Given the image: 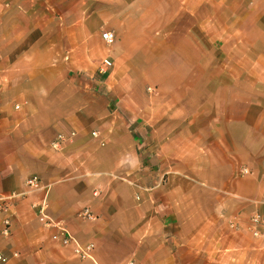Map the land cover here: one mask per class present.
<instances>
[{
    "label": "crops",
    "instance_id": "crops-1",
    "mask_svg": "<svg viewBox=\"0 0 264 264\" xmlns=\"http://www.w3.org/2000/svg\"><path fill=\"white\" fill-rule=\"evenodd\" d=\"M207 2L218 3L149 0L145 17L135 0H0V199L8 205L0 252L7 264H264V240L248 229L249 216L264 213V78L206 76L216 69L206 62L216 50L205 41ZM104 32L134 45L152 33L151 49L180 57L155 67L165 75L156 83L161 91L181 93L151 95L148 118L134 127L93 130L82 121L88 114L80 101L100 103L104 115L105 95L64 103V75L100 68ZM171 70L177 74L168 76ZM71 131L72 140L52 147ZM33 175L42 189L28 190ZM44 199L52 219L81 245H94L93 258L52 239L55 230L39 217ZM86 210L92 217L82 216Z\"/></svg>",
    "mask_w": 264,
    "mask_h": 264
},
{
    "label": "rangeland",
    "instance_id": "rangeland-1",
    "mask_svg": "<svg viewBox=\"0 0 264 264\" xmlns=\"http://www.w3.org/2000/svg\"><path fill=\"white\" fill-rule=\"evenodd\" d=\"M135 1L138 5L141 3L143 14L148 17L149 0ZM212 1L218 3L214 5L207 2L201 10L209 34L205 41L216 49L213 53H207L206 62L213 64L216 69L207 71L206 76L264 78V21L261 20L264 16V0H237L238 4L234 5L229 4L232 0ZM165 35L166 33H158L157 37L164 39ZM138 42L140 43L137 44ZM152 44H156L152 33H142L136 45L133 44V39L115 33V40L112 44H106L108 52L102 59L103 62L105 58H109L112 62L105 73L98 68L93 74L84 76L81 75L83 72H79L77 76L74 72L64 75V78L69 79L66 80L68 83L64 89L68 101L64 103L71 106L75 103V98L90 100L92 96H107L110 105L104 115L100 114V103L97 107H92L91 102L80 99L78 107L82 109L83 106L88 114L82 121L88 123L93 130L104 131L107 126L115 124L134 127L138 120L145 121L150 112L151 95L163 93L162 95L176 96L181 93V87L174 86L164 87V91H161L156 83L165 75L155 67L157 61L166 62L170 66V63H175L180 57L177 58L167 48L151 49ZM176 72L171 70L168 76L177 74ZM82 121L77 119L71 124L79 126Z\"/></svg>",
    "mask_w": 264,
    "mask_h": 264
},
{
    "label": "built area",
    "instance_id": "built-area-1",
    "mask_svg": "<svg viewBox=\"0 0 264 264\" xmlns=\"http://www.w3.org/2000/svg\"><path fill=\"white\" fill-rule=\"evenodd\" d=\"M102 38L106 42V44H112L115 40V36L111 32H104L102 34ZM111 65H112V62L110 61V59L105 58L102 62L100 70L103 73H105ZM75 136H76V131H71L69 133H60L57 136L56 140L53 141L52 147L55 149H59L62 147L63 144H65L69 140H72ZM93 136L98 137V133L93 132ZM26 185L29 191L39 190L43 188L42 180L37 175H33L29 177L26 181ZM38 207H39L38 211H39L40 220L43 221L46 227L52 228L55 230L51 236L55 242H59L60 244L64 246L73 245L75 252L82 258H93L92 253H93L94 245L92 243L87 244V245H81L69 233L68 229L64 225L52 219V217H50L46 213V208H47L46 199L40 202L38 204ZM7 209H8V205H7L6 199L4 198L0 199V214ZM82 216L92 217V214L86 210L82 213ZM5 222L7 225L9 224L8 221H5ZM231 226L235 227L236 224L232 223ZM248 229L253 237L264 240V213L260 211H255L254 213H252L249 216ZM0 264H7V259L1 252H0ZM127 264H141V263L135 259H131L128 261Z\"/></svg>",
    "mask_w": 264,
    "mask_h": 264
}]
</instances>
